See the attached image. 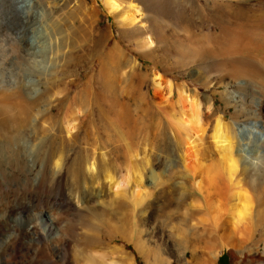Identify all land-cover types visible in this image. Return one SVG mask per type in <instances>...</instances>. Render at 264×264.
Instances as JSON below:
<instances>
[{"label": "rangeland", "instance_id": "rangeland-1", "mask_svg": "<svg viewBox=\"0 0 264 264\" xmlns=\"http://www.w3.org/2000/svg\"><path fill=\"white\" fill-rule=\"evenodd\" d=\"M6 1L0 0V79L33 72L37 79L48 78L46 100L40 104L53 101L59 113L36 124L56 126L63 138L74 135L75 139L56 154L55 159L64 163L61 176L55 164L43 168L42 160L33 154V173L11 167L4 178L0 171V223L10 226L0 232V264H109L113 260L116 264H222V255L225 264H264V229L258 226L253 233L254 217L248 216L235 232L218 236L206 228L212 224V211L221 216L233 204L229 183L222 179L224 167L205 135L198 142L202 154L193 156L190 169L185 168L181 154L190 145L177 124L185 100L191 97L199 101L201 125L208 135L220 115L229 125L236 118L264 120V71L248 75L232 69L226 62L230 58L224 56L229 35L235 51L264 61V0H117L116 13L105 0H39L30 11L37 16L31 23L37 35L29 51L17 41L19 25L8 14ZM131 4L143 11L133 24L122 20ZM41 32L46 36L39 39ZM150 37L153 44L148 42ZM59 46L65 49L64 59L58 56ZM246 47L250 48L246 51ZM67 59L62 81L61 67ZM156 73L173 82V91L156 87ZM73 79L75 83L68 86ZM241 79H248L246 86L239 85ZM185 90L187 95L181 97ZM234 92L245 96L231 100ZM262 97L257 110L256 101ZM41 135H31L33 147L37 148ZM244 154L236 150L233 156L241 161ZM248 156L257 162L261 153ZM93 161L96 175L88 170ZM258 163L243 170L240 162L242 185L255 205L264 197V162ZM109 170L117 180L130 176L131 182L111 190L103 179ZM138 171L143 175V200L135 188ZM23 172L31 177L39 172L40 187L25 184ZM96 176L100 195L95 194ZM77 179L82 181L79 186ZM60 183L75 199L89 201L66 207L58 215L68 222L66 238H37L38 231L31 229L34 216L47 209V200L58 193ZM27 203L29 210H21ZM261 211L264 215V206ZM16 217L25 223L17 225Z\"/></svg>", "mask_w": 264, "mask_h": 264}, {"label": "bare ground", "instance_id": "bare-ground-1", "mask_svg": "<svg viewBox=\"0 0 264 264\" xmlns=\"http://www.w3.org/2000/svg\"><path fill=\"white\" fill-rule=\"evenodd\" d=\"M37 1H39V0H7L6 1L9 3V4L6 3V4H8L7 5L8 6V14L11 15L12 21L17 22V25H19V31H18L17 37H16L17 41L21 46H23L25 48V50H28V48L31 47L30 45L33 42V37H36V35H37V34H35L36 31L34 32L33 28L31 27V23L36 21L37 16L35 14L34 15L30 14V11L32 10L33 6L36 5ZM104 2H105L104 4L106 5V7H108V9L112 13H116L119 10V3L117 2V0H105ZM129 7L130 8L128 9V11L126 10L127 12L123 13L122 20L125 23L127 21H129L133 24L139 20V18H138L139 15H143V13H141L143 11L141 10L140 5H137V4H131ZM42 18H44V17H42ZM53 29H54V27H53ZM53 31H55V30H53ZM64 33H65V31H64ZM47 34H49V33H47ZM38 35H39L38 36L39 39H40V37L46 36L45 33H42V32L39 33ZM56 36H57V33H56ZM49 39H47V40H49ZM248 39L252 40L250 38H248ZM31 40H32V42H31ZM233 40L234 39L232 37H230L229 35H226V37H225L226 52H224L225 54L224 53L223 54H224V56H227L230 59L233 58L231 60L230 59L228 60V58H227L228 61H226V62L228 63V65L230 67L232 65V69L240 68L242 70V72H245L246 74H248L250 72V73H252V76H253V73H255L257 75L261 74L264 71L263 70L264 61H258V59L256 61L251 56V54L245 53L244 51L243 52L235 51L234 50L235 44H234ZM238 40L240 41V39H238ZM148 42L153 44V40L151 39V37L148 38ZM257 42H259V41H257ZM64 43L65 42H63V44ZM44 45H43V47H44ZM59 45L64 47V45H61V43ZM247 45H251V44L248 43ZM60 46L58 49V56L59 57L61 56V58L64 59L65 53H63L64 52L63 50H65V49H62V47H60ZM259 46L262 47L260 44L258 45V47ZM237 47H239V46H237ZM24 48L22 50H24ZM33 48H34V45H33ZM65 48H66V45H65ZM78 48H80V49L76 50L77 52L75 51L76 54L78 53L79 50L82 51L81 47H78ZM91 48H92V46H91ZM249 48L246 47L245 50L247 51V49H249ZM251 48H253V46ZM44 49H43V51L46 50V49L45 50ZM34 50H36V49H34ZM69 50H71V49H69ZM85 50L83 47V52ZM254 50H253V52H254ZM39 51L42 53L41 50H39ZM39 51L36 50V52H39ZM92 51H94V49ZM258 51L259 50H257V52ZM40 52H39V54H40ZM88 52H89V50H88ZM30 53H31V51H30ZM47 53H49V52L47 51ZM92 53L95 56V52H92ZM92 53L90 56H92ZM43 54H44V52H43ZM19 55H21V54H19ZM33 55H34V53H33ZM77 55H79V54H77ZM77 55H74V56L76 57ZM36 56L38 57L37 53H36L35 57ZM68 56L70 58L71 55L68 54ZM27 57H29V56L27 55ZM35 57H33V59ZM22 58H24V57H21V59H19V60H22ZM82 58H83V54H82ZM31 60H32V58L29 61H31ZM75 61H76V58H75ZM68 62H69V59H67L66 62L64 61L63 65L61 67L62 68L61 72H60L61 77H59V78L62 81H63L62 76L64 75V73H66V71L68 69V65H69ZM32 64H33V62H32ZM33 70H32V72H33ZM36 70H38V69H36ZM29 72H31V71H29ZM38 72H39V70H38ZM22 73L24 74V72H22ZM22 73H19L18 75H20ZM33 73L32 74L30 73L31 75L28 74L27 76H23L20 78L16 77L14 79H6V78L1 77V79H0V171H1V175L4 178L7 174L8 168L11 169V167H15V168L19 167V168L23 169L25 172L30 171L33 173V171L36 168H35V164L32 165L33 164V162L31 161L32 160L31 159L32 154L35 156V158H39L40 160H42V167L43 168H46V166L48 165V164L46 165V163H49L50 166L55 164V166L60 169L61 166H63L62 164H64V163H62L61 160L55 159L56 154L58 151L65 149L66 148L65 146L67 144L73 142V140L75 139L74 135L72 136V138L71 137L68 139L63 138L62 135L60 134L59 129L56 126L45 127V125L44 126L40 125V123H39V125L36 124L37 120H39V121L48 120L49 121V120L54 119V117H55L54 115L59 113V108H58L59 106L53 105V101L48 102V103L45 102L46 103L45 106L40 104L41 101L46 100L45 95L48 92L47 83H49V81H48V78H45V81L37 79L36 75ZM36 74L42 75L41 72L36 73ZM248 75H250V74H248ZM244 76H246V75H244ZM55 80H56V84H57L58 83L57 79H55ZM55 80L52 81V83H54ZM75 81H76L75 79L70 80L67 83L68 86L73 85L75 83ZM247 81H248V79H247ZM247 81L241 79L238 83L241 87H244V86H246ZM154 83H155L156 87L160 90L164 89L166 87L169 89V90L167 89L168 91H170V90L173 91V87H174L173 82L167 78L165 79L159 73L155 74ZM48 85H50V83ZM183 93H186V95H187L186 90L181 91V93H180L181 97L184 96ZM242 96L244 97L245 95L241 94L240 92H234L233 96H230V97H231V100L232 99L236 100ZM189 97H190V95H189ZM191 98H189L188 100H185V101H187V103L183 105V117H182V119H180L177 122L179 127L185 132V134L187 136L186 140L189 142V145H190L189 147H187L186 150H184V153L181 154L183 160L186 162V163L184 162L186 164L185 168L190 169L191 164L190 165L188 164L190 162L189 160L191 158H193V156H197L202 151V150L200 151V149H199L200 141H202L205 136L207 138H209L210 144L213 148L212 153L218 154V156H219V157L217 156L219 159L218 161L221 164V166L224 167V172L221 174H225V175L224 176L222 175L223 176L222 177V176H220L221 175L220 174L219 176L222 177V179L224 181H226V180L228 181V183H229L228 188L230 189V192H231L230 196L228 198H231L230 201H232V203H233V204H231L230 208H227L228 211L223 213L224 215L221 214V216H220V214H217L218 212L214 214L212 211V216L214 215L213 220H211L212 224H211V226H209V224H208V227H206V228H209L211 231V235L214 234L215 236L216 235L218 236V234H220L221 232L225 233L228 230H230L231 232H235V230L237 229L236 227L237 226L239 227L240 224H243L244 220L249 216V219L251 217H254V219L253 218L252 219L255 220V222L253 224V233H254V230L256 231L258 226L261 228L263 227V229H264V218H263L264 215L262 214V211H261V208H263V206H264V197H262L259 200L260 201L259 204L257 203L255 205L251 199V196H250L251 194L249 195L245 191L244 186L242 185V181L244 178V177H242V175L244 172L242 174L240 173L242 170V169H240V162L242 163L243 170H247L250 165H254L256 167L259 166L258 161L264 162L263 161L264 160V120H260L261 119L260 118L259 120L254 119V120H251L248 122H239V121H236V119H237L236 118L235 120L233 119L234 121L232 122V124L229 125L228 122H226L224 120V118L220 115L217 118V122L215 125L214 132L211 135H208V133L205 134L206 129L203 128L201 125V118H200L201 112H200L199 101H197L195 99L192 100ZM262 99H263V97L258 98L256 101L257 110H260L259 107L261 106V104L263 102ZM180 100H181V98H180ZM60 103H62V102H60ZM43 104H44V102H43ZM55 107L58 108L57 111L54 110ZM255 112H256V110H255ZM262 113H260V114H262ZM259 115H258V117H259ZM235 117L236 116H234V118ZM262 119H264V118H262ZM31 135H41L42 136V137H39L40 141L38 143L37 148H36V145H35V147H33V145H32V142H31L32 140L30 138ZM236 150L245 153L244 155H246V156L244 157L243 160L240 161L239 158L237 157L238 155H235L236 158H238V160L235 158V156H233V153ZM258 151L261 153V156L256 158L257 162H255V161L251 160V158L249 157L250 155L248 156V153L249 152L255 153ZM201 154H202V152H201ZM242 154H241V156H242ZM51 163H53V164H51ZM223 167H220V168L223 169ZM53 168H52V170H53ZM62 169H60V171L57 172V175H59L58 173H60L62 171ZM79 169H80L79 172H81L83 169V166L79 167ZM88 170H89V172L95 174L96 163L94 162V163L90 164L88 167ZM56 171H58V170H56ZM105 172H106V174H105V177L103 179L106 182L108 181L109 188L111 190L114 189L116 186L119 187L121 183H128L129 184L131 182L130 176L126 175L127 177H124L123 179H121V181H119L113 176V174L110 172V170L105 171ZM23 174H24V172H23ZM25 174H27V173H25ZM25 174H24V176H25ZM38 174H39V172H38ZM38 174H37V177H31L29 175L25 176L23 182L25 184L33 187V188L40 187V184H42L41 182H43V181H41V179H40L41 176H39ZM61 174H62V172H61ZM54 175H56V174H54ZM137 175L138 176L135 180V188L138 190L137 191L138 197L143 200L145 193L140 191V188L144 187L143 175H142L141 171H138ZM59 176H61V175H59ZM98 178L99 177H97V176L95 178V182L97 183L96 187L98 188V189L96 188L95 194L100 195L102 189L100 187V182H99L100 179H98ZM52 181H56V180H52ZM76 183H77V185L78 184L81 185L82 181L77 179ZM199 183L200 182L197 181L196 185L200 186ZM62 184L63 183H60L59 187H57L58 193L54 197H50L47 200V203H48L47 209L40 211L36 216H34V218H36L35 219L36 224L33 225L31 229H33L34 232L36 230L38 231L37 238L43 237L45 239L49 238V240H56L55 238L58 236H60V239L66 238L68 231L70 232V228L67 227L68 222L65 221V219H66L65 217H64L65 218L64 219V218H62V216L59 217L58 215H62V212L64 211V209H66V207L72 208L76 204H80L81 202L86 203V201H89L88 199H85V198H82L79 200L75 199V197H73L72 195H70L66 191V189L64 188V186ZM200 188H201V186H200ZM142 200H140V201H142ZM29 205H30V203H27L24 205L22 204L20 209L23 211H27V209L29 210V207H28ZM217 215H219V217ZM249 219H247V220H249ZM247 220H246V222H247ZM203 221H204V219H203ZM15 223L17 225H23L25 222L22 219V217H16ZM260 225H262V226H260ZM34 226H38L37 227L38 229L33 228ZM9 227L10 226H8L6 224V222L5 223L1 222L0 223V232L8 231ZM31 229L28 228V230L25 231V233L29 232ZM34 232L32 231L31 233H34ZM262 238H264V232L262 234ZM96 256H97V258L100 257L101 259H104V257L102 258L101 255H99V257H98V255H96ZM106 257H108V255ZM91 258H94L95 261L97 260L95 258V255H92ZM209 260H208L209 262H213L214 259H213V257H210ZM91 262H93V261H91ZM97 262H99V261H97ZM104 262H106V261H104ZM104 262L101 261L100 263L103 264ZM116 263L117 262H115L114 260L109 262V264H116Z\"/></svg>", "mask_w": 264, "mask_h": 264}, {"label": "trees", "instance_id": "trees-1", "mask_svg": "<svg viewBox=\"0 0 264 264\" xmlns=\"http://www.w3.org/2000/svg\"><path fill=\"white\" fill-rule=\"evenodd\" d=\"M225 258H226V255H222V256L220 257L219 261H220L222 264H225V263L222 262Z\"/></svg>", "mask_w": 264, "mask_h": 264}]
</instances>
